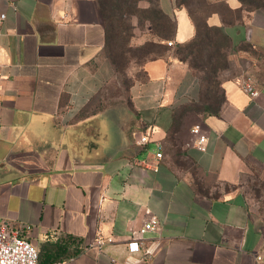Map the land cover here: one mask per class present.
I'll list each match as a JSON object with an SVG mask.
<instances>
[{"label":"crops","instance_id":"0c3cea01","mask_svg":"<svg viewBox=\"0 0 264 264\" xmlns=\"http://www.w3.org/2000/svg\"><path fill=\"white\" fill-rule=\"evenodd\" d=\"M158 4L175 18V45L193 37L184 8L174 0ZM0 13V225L30 224L41 263L59 255L49 244L73 239L83 249L62 264H123L128 235H138L148 209L161 223V243L138 264H258L264 77L252 76L255 97L241 90L244 75L225 77L218 114L180 115L197 100L199 85L171 48L143 63L127 101L85 111L114 70L95 0H0ZM207 23L221 26L219 15ZM222 27L235 48L253 51L230 56L264 57V9ZM195 124L206 136L204 151L195 146ZM144 133L149 141L137 144ZM156 150V170L144 167L141 160L153 161ZM96 234L115 243L99 250L90 245Z\"/></svg>","mask_w":264,"mask_h":264},{"label":"trees","instance_id":"16d2710c","mask_svg":"<svg viewBox=\"0 0 264 264\" xmlns=\"http://www.w3.org/2000/svg\"><path fill=\"white\" fill-rule=\"evenodd\" d=\"M145 1V6L140 2ZM240 5L231 8L227 0H174L175 7L184 8L191 19L195 33L188 41L167 46L175 34V18L166 14L160 8L158 0H95L100 19L105 30V49L112 35L125 38L129 30L130 17L136 16L139 24L145 21L149 24V31L155 37L144 43L145 54H153L148 59L162 55L161 50L174 47V56L185 63L197 78L199 85L198 98L179 108L182 112L194 111L201 116L218 114L225 96L221 86L220 73L228 67L229 56L233 50L252 51L249 44H242L235 48L230 37L224 33V25H234L243 22V17L249 13L264 9V0H238ZM217 13L221 26L209 25L207 18ZM144 21V22H143ZM253 52V51H252ZM106 53V52H105ZM114 69L113 56L106 54ZM147 59V60H148ZM59 255L49 258L48 261H62L67 257L78 254L83 245L76 240H65L55 245ZM69 245V246H68ZM70 246H73L69 249ZM38 261L42 262L41 252L38 250Z\"/></svg>","mask_w":264,"mask_h":264},{"label":"built area","instance_id":"2783aa9c","mask_svg":"<svg viewBox=\"0 0 264 264\" xmlns=\"http://www.w3.org/2000/svg\"><path fill=\"white\" fill-rule=\"evenodd\" d=\"M4 18V13H0V25ZM172 45V41L167 42ZM2 74L0 71V91L2 88ZM240 88L250 97H255L258 90L252 76L244 75L240 80ZM193 134L197 136L195 146L204 151L206 149V136L201 132L199 124L193 125L191 128ZM150 139L149 133L139 134L136 143L143 145ZM162 153L156 150L154 160L147 158L141 160V164L153 170H156L158 161L161 159ZM147 217L142 221L135 235L131 233L125 242L127 255L123 260V264H138L140 262H148L152 259L156 249L160 246V230L161 223L155 214L145 209ZM31 226L27 223L10 224L4 223L0 225V264H62V261H50L47 263H39L38 249L29 239ZM147 233H156L157 236L152 239L146 237ZM115 239L112 235L104 236L96 234L90 245L95 246L99 250L106 244H114ZM255 261L258 264H264V252H254ZM113 260V259H112Z\"/></svg>","mask_w":264,"mask_h":264},{"label":"rangeland","instance_id":"374dc122","mask_svg":"<svg viewBox=\"0 0 264 264\" xmlns=\"http://www.w3.org/2000/svg\"><path fill=\"white\" fill-rule=\"evenodd\" d=\"M145 1L140 2V6H145ZM144 22V21H143ZM129 30L131 33L125 38L112 35L109 39L105 52L113 56L115 65L113 78L86 106L85 111L101 110L104 107L116 103L118 100H125L127 89L135 79H142L144 76L142 65L153 54H145L144 43L155 39L149 31V24L145 21L139 24L137 17H130ZM168 46V44H167ZM174 54V47L172 46ZM165 54L168 50H161ZM228 67L220 73V79L235 74L264 77V57L258 60H245L238 56H229ZM250 62V63H249Z\"/></svg>","mask_w":264,"mask_h":264}]
</instances>
